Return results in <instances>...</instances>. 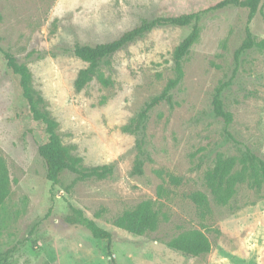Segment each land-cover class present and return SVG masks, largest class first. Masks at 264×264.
Masks as SVG:
<instances>
[{
    "label": "rangeland",
    "instance_id": "374dc122",
    "mask_svg": "<svg viewBox=\"0 0 264 264\" xmlns=\"http://www.w3.org/2000/svg\"><path fill=\"white\" fill-rule=\"evenodd\" d=\"M217 1L0 0V47L29 68L62 143L85 167L113 165L106 178L81 180L65 171L52 186L37 151L42 137L17 76L0 53V156L10 179L0 207V251L11 250L6 264H264V184L259 189L239 184L221 205L204 181L218 154L240 157L250 149L264 159V49L234 55L245 37L247 9L202 13L199 38L172 89V106L163 102L147 113L146 150L152 160L141 174L131 173L136 135L127 127L174 77L173 51L190 26L155 27L106 58L83 88L74 84L87 66L74 55L75 43L110 41L143 18L196 12ZM249 28L255 40L264 39L259 12ZM98 75L110 83H101ZM217 89L232 113L227 126L213 113ZM167 174L180 182L169 181ZM195 190L208 195L204 217L189 198ZM146 199L158 212L155 230L136 235L113 224ZM68 204L112 233V256L105 240L65 221ZM192 230L210 239L209 252L191 256L167 245Z\"/></svg>",
    "mask_w": 264,
    "mask_h": 264
},
{
    "label": "trees",
    "instance_id": "16d2710c",
    "mask_svg": "<svg viewBox=\"0 0 264 264\" xmlns=\"http://www.w3.org/2000/svg\"><path fill=\"white\" fill-rule=\"evenodd\" d=\"M240 7L247 9V21L245 25V37L240 46L235 50V58L246 49L258 47L264 49V39L255 40L249 28V23L257 12H259L264 24V0H219L207 8L196 12H183L170 15H158L152 18H143L140 23L131 29L122 32L118 37L95 44L75 43L73 53L76 57L87 62V66L81 69L75 79L76 89L83 88L94 77L101 63L134 41L152 30L162 26H190L188 34L183 37L173 51L174 77L170 78L162 92L154 96L139 114L136 122L127 129L136 135V156L133 162L132 174H141L147 161L152 158L146 150L145 121L149 109L160 103L173 104L172 89L181 81L184 71L182 61L188 54L191 46L198 40L200 35V19L202 13L224 7ZM7 69L17 76L21 96L24 99L31 121L37 126L42 137L37 147L39 156L45 163V176L52 186L59 184L60 177L65 171H70L78 179L88 178L103 179L113 172V165L102 164L90 167L82 165L81 157L70 152L68 146L64 145L57 133V121L50 115L44 106L42 95L32 86V75L26 64L18 62L17 58L8 50L0 47ZM98 80L107 85L108 78L98 75ZM214 115L221 117L227 126L232 121V113L223 107L216 90L212 99ZM159 175L161 173L157 171ZM169 181L178 184L180 177L167 174ZM205 185L215 203L225 205L235 194L239 184L247 183L250 188L259 189L264 184V159L246 149L240 157L224 156L218 154L214 164L204 174ZM10 191V179L4 159L0 156V207L3 205ZM158 195L163 191L158 186ZM189 198L196 205L199 214L204 217L210 209L208 195L200 190L192 191ZM65 221L69 224L85 227L92 237L106 241L107 253L112 256L111 244L112 233L98 225L92 218L87 217L83 210L68 204V212ZM159 221L158 212L153 202L149 199L142 200L133 208L124 210L114 220L116 227L122 228L130 233L142 235L147 231L157 228ZM167 245L184 254L196 256L210 251L211 241L200 230H192L181 233L167 241ZM11 250L0 251V264H6Z\"/></svg>",
    "mask_w": 264,
    "mask_h": 264
}]
</instances>
